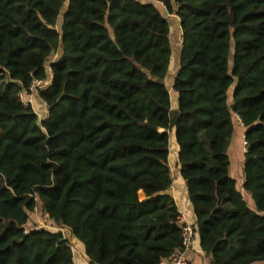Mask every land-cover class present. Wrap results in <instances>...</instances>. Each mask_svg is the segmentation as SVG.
Wrapping results in <instances>:
<instances>
[{"label":"trees","instance_id":"obj_1","mask_svg":"<svg viewBox=\"0 0 264 264\" xmlns=\"http://www.w3.org/2000/svg\"><path fill=\"white\" fill-rule=\"evenodd\" d=\"M154 1L179 19L175 109L169 23L153 5L0 0V264H73L61 231L26 228L38 202L90 264L167 260L181 244L171 137L211 264H264V0ZM55 53L39 120L18 93ZM235 118L252 207L229 174Z\"/></svg>","mask_w":264,"mask_h":264},{"label":"crops","instance_id":"obj_2","mask_svg":"<svg viewBox=\"0 0 264 264\" xmlns=\"http://www.w3.org/2000/svg\"><path fill=\"white\" fill-rule=\"evenodd\" d=\"M139 1L144 5H148V4L153 5L159 11V13L167 19V21L169 23V31H170L171 25L175 26L176 31H177V28L180 31L178 17L175 14L167 13L165 10V7L161 3L154 1V0H139ZM176 34L177 33H175V36H176ZM180 45H181V37H180L178 48L177 49L175 48L176 53H177L176 56L174 55L173 46L171 45L172 53H171V57H170L168 71H167L166 77L164 79L165 86H166L168 93H169V96H170L172 109L176 108V103H177V96H176V93L173 91L172 86H173L174 78H175L176 73H177L178 68H179ZM54 60H56V59L49 60L47 65H46L47 79L49 80V82H50V78H51V71H50L49 66H50V63ZM26 101H27V104H29L31 106V108L33 109L34 113L37 115L39 120L44 119L46 117V114H47L46 106L40 100L37 93L32 92L30 94H26ZM235 125H236V127H235L234 133L236 134V138H239L241 140V142H240V145L242 146V150H241L242 161L241 162H242V170H243V160H244L243 155L245 152V148L243 146V133H244L245 129L243 128V126L241 125V123L239 122V120L237 118H235ZM230 147H231V145H230ZM230 147L228 148V150L231 149ZM232 147H234V144H232ZM177 151H178V147L174 143V139L171 137L168 164H169L171 174H172V183H171L169 189L167 190V193L173 198V201H174V203L178 209L179 214H181L189 222L193 223L194 222V216L192 213L191 206L188 202L185 184H184V181L179 176V167L177 165ZM231 170L232 169L229 167V174L233 178V176L231 175ZM243 182H244V175H242V177L240 179V184L238 185V183H236V189L241 194L243 199L248 203V205L250 207H252L253 206L252 199L243 190V187H242ZM81 250L83 251V247H82V245L79 244V247L77 246V253L75 254L72 251V254H73L72 262H73V264H90L88 259H86V257L83 256L84 251L81 252ZM187 258H188V264H211L210 255L205 253L204 251H202V249L200 248V243H199V239H198L197 234H196V237L194 238L193 247L188 252ZM161 264H167V260H164ZM254 264H258V263H254Z\"/></svg>","mask_w":264,"mask_h":264},{"label":"rangeland","instance_id":"obj_3","mask_svg":"<svg viewBox=\"0 0 264 264\" xmlns=\"http://www.w3.org/2000/svg\"><path fill=\"white\" fill-rule=\"evenodd\" d=\"M59 20L61 21V19H59ZM58 28H59V24H58ZM175 33H177L176 36H175ZM180 37H181V33H180L179 29L177 28V31H176L175 26L171 25L170 31H169V40H170L171 45L173 46L175 56L177 55L175 48L177 49L179 46ZM57 55H58V53H55L49 60L56 59ZM232 88L230 89V91H229L230 93L228 94L229 101H231L230 96L232 93ZM235 127H236V125H234V129H235ZM240 142H241V140L239 138H236V134L233 133L231 143H230L231 147L229 145V147L231 149H229L227 151V155H228V159H229V167L232 169L231 175L235 179L236 183H238V185L240 184V179H241L242 175H244L243 170H242V162H241L242 161V159H241L242 158V152H241L242 146L240 145ZM232 144H234V147H232ZM38 226L47 227V228L51 227V226H55L53 231H61L63 236L70 241L72 251L75 254L77 253V246L79 247V243H77L74 239H72L68 229L60 228V227H58L55 224L50 222V220L45 216L44 212L41 210V205L39 202L36 205L35 211H33L32 213L29 214V219H28V222L26 224V228L29 229V228H34V227H38ZM81 252H83V251L81 250ZM83 256H85L84 253H83Z\"/></svg>","mask_w":264,"mask_h":264},{"label":"built area","instance_id":"obj_4","mask_svg":"<svg viewBox=\"0 0 264 264\" xmlns=\"http://www.w3.org/2000/svg\"><path fill=\"white\" fill-rule=\"evenodd\" d=\"M48 83H49L48 79H45V80L34 79L31 82V85L29 87V91H30V93H32V92L36 93L37 90L44 88L45 86L48 85ZM26 94H28V93H25V91H20L18 93V97H19L20 101L25 105L27 104ZM46 112H47V109H46ZM46 116H47V114H46ZM243 146H245V142H243ZM45 216L48 218L47 214H45ZM178 221L180 224L181 244H180V247L178 249L174 250L170 254L169 258L167 259V264H188L187 255H188V252L193 247V242H194V238H195L194 237L195 234H194L193 223L186 220L181 214H179V216H178ZM54 227L55 226H51V227L47 228V227L38 226V227H34V229H48L50 231H53Z\"/></svg>","mask_w":264,"mask_h":264},{"label":"water","instance_id":"obj_5","mask_svg":"<svg viewBox=\"0 0 264 264\" xmlns=\"http://www.w3.org/2000/svg\"><path fill=\"white\" fill-rule=\"evenodd\" d=\"M146 127L149 128V129H154V130L156 129V127L151 126V125H147V124H146Z\"/></svg>","mask_w":264,"mask_h":264}]
</instances>
